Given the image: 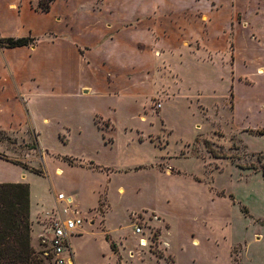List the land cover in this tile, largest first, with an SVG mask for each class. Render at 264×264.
Instances as JSON below:
<instances>
[{
    "label": "rangeland",
    "instance_id": "obj_1",
    "mask_svg": "<svg viewBox=\"0 0 264 264\" xmlns=\"http://www.w3.org/2000/svg\"><path fill=\"white\" fill-rule=\"evenodd\" d=\"M68 1L74 8L76 0ZM133 1L138 7L127 22L102 24L98 46L92 31L80 41L76 23L83 19L87 31L106 0H84L77 20L62 13L52 25L29 13L21 21L3 16L8 35L20 33L24 21L37 33L51 28L43 40L65 39L76 50L61 61L53 56L54 69L5 63L3 88L25 118L17 122L0 109V158L27 167L31 236L51 237L44 220L59 204L48 208L44 200L62 191L84 220L82 234L71 238L73 264H264V73L258 57L247 56L248 41L260 42L258 25L241 12L229 26L234 8L224 3L208 35V18L202 8L192 10L193 0H146L147 9ZM41 2L52 8L55 0H32V9L43 13ZM58 2L63 12L65 1ZM225 26L226 55L207 50V35L222 48L216 34ZM160 29L175 47L167 55L155 46ZM123 33L138 37L137 52L151 33L152 59L98 52ZM238 33L242 57L235 55ZM59 167L68 171L60 176ZM34 238L50 264L48 243Z\"/></svg>",
    "mask_w": 264,
    "mask_h": 264
},
{
    "label": "crops",
    "instance_id": "obj_2",
    "mask_svg": "<svg viewBox=\"0 0 264 264\" xmlns=\"http://www.w3.org/2000/svg\"><path fill=\"white\" fill-rule=\"evenodd\" d=\"M58 1L59 0H55L49 12L39 13L32 9L31 7L32 0H0V23L1 21H3L4 19L3 16L5 14L7 16H11L21 21L24 18V16L28 13L32 17L40 18L43 21L48 22L50 24H51V20L55 16H57L58 14H62V13L66 16L70 14V17L72 19L77 20V17L74 16V14L77 15L79 3H82V1L84 0H81V1L76 0L74 8H72L73 2L64 0L65 9L63 12H60L58 10L59 9ZM87 1H90V0H87ZM106 3L107 4L105 6L106 8L105 12L103 10V12H100L99 14H96V13L94 14L92 23H90V26H88L87 31H85L86 26L84 23L85 21L83 19L79 20L81 21V23L80 22L76 23L80 26L79 28L81 29V31H79L76 34L77 36H79V39L81 42L86 43V41H88V38L86 36L89 34L88 33L89 31H92L93 35L95 36V40L97 41L96 45L98 46V41L100 39L99 37L101 33H103L102 31L103 23L105 24L106 21H112V22L119 23V24L120 22L121 23L127 22L126 21L127 18H131V15H132L131 10L133 8L135 9L136 5L138 7V3L133 0H106ZM224 3H227V4L229 3L231 7L234 8V10H232V13L229 15V18H230L229 26L233 22V18H234L233 16H235V14L237 13L242 12L244 16L254 17L253 21L258 25L257 30L259 31L258 33L261 32L260 34L261 37L259 39L260 42L257 44H255L253 41L252 42L248 41V45L250 46L251 51H249L250 54L247 56L258 57L257 59L258 60V63H257L258 72L264 73V63L262 60H260V58H264V30L262 28V26H264V13H263L264 7L262 9L260 8V4L264 5V0H203L202 2H199L198 4L196 0H193L192 2L193 6L191 7L193 11L196 9L197 10L201 9V8L202 10L205 11L204 12L205 16L208 18V21L206 23L209 29L208 35L210 33L211 35L213 34L211 30V26L214 25L213 19L215 17V14L217 13L222 14V12H224V9H225ZM199 4H202V7L201 6L199 7L198 6ZM216 4L218 5L217 8L214 7ZM147 5L148 4L146 0H143L142 3H140V6H142V8L146 6L145 8L147 9L148 7ZM110 10H114V11L111 12ZM135 13H137V10L133 12L134 15ZM21 25L22 27L20 29H22V31L20 33L16 32L12 35H8L4 33L1 30V26H0V33H1L0 38L6 39V38H11V37H19V38L31 37L35 39V37H41V33L43 35L45 32L51 29V28H47L37 33L35 32V29H37L35 25H32V24L26 25L24 24V21L21 22ZM226 25L228 24L226 23ZM228 28L225 26V28L220 29V32L216 34L217 41L222 42L221 40H223L222 48H217L216 46L211 45V43L209 42V39L207 38L208 37L207 35L205 39L206 49L211 51L212 53L219 52L220 55H226L227 35L225 34V32H227ZM162 31L163 29H160L161 38L156 39L157 42L155 41V46L157 49L163 50L164 51L163 53L167 55L166 53H172L175 47L171 46L170 43H167V42H170L171 34L169 37L167 36L166 38H164ZM150 34L149 33L148 35L145 34L142 37V38H145V43L143 44L139 52L136 51L137 50V48H135L136 44L133 43L134 41L135 42L138 41V37L137 39L133 37H129L127 33L120 34L117 38L115 37L116 38L115 40L109 39L105 41V43H103V45H99L100 48H97V49H98V52H103L104 50L112 51V55L120 56L121 58H123L124 61L127 60L128 62L131 59H133L135 55H139L142 58L148 57L152 59L151 58L152 50L155 46H154V42L149 37ZM43 37L44 36L41 37V42L39 43V45L32 47V48H29V47H21V48H14V49L3 48L4 50H2L1 49L2 47L0 46V109L3 108L6 110H9L11 112L12 120L16 117L18 118L17 122L25 118V115H24L25 113L22 110L20 103H18L14 99L13 94L9 91V89L3 88V84L5 82L4 73L7 72L5 68V63L9 62L10 65L14 67L17 66L19 68H48V69L51 68V69H54L56 68V66L54 65V62L51 59L53 56L59 57V60L61 61L62 56L63 55L65 56V53H68V51L71 53V55H75V52H76L75 47L68 45V41H65V39L64 41L59 39L53 43V42H47L46 40H43ZM234 40H235V48H236L235 55L236 57H242L243 52H244L243 48L245 44L244 34L238 33L235 36ZM42 56H45L47 58L42 60ZM236 62L238 63L239 59L236 58ZM49 84L51 85V88H54V85L58 86L57 82L52 83L51 81L49 82ZM62 88H64L63 83H62ZM34 95L36 94L31 95L30 98L34 97ZM32 102L33 100L30 99L28 103V109L30 110V114H32L31 117L35 116V113L33 109L31 108ZM47 120L48 119H45V121ZM12 123L11 125H13ZM64 167L65 168L68 167L69 172L74 169L71 166H67L65 163H64ZM68 168L67 170H65L64 168L59 167L57 170L60 169L63 172L62 175L60 176H63L64 172L68 171ZM57 170H56V174H57ZM23 179L25 180L28 179V176L26 174V169L20 167L17 164L9 162L3 158H0V183H22ZM52 190H53V187H52ZM60 192L62 191H59V193ZM31 199H32V195H31ZM54 201H55V198L53 195H51L50 200L46 199L44 200V203L49 208L54 203ZM78 234H82V232L80 233L79 231ZM32 237L34 238L33 230H32ZM34 239H37V238H34ZM39 239L43 240L44 238H39Z\"/></svg>",
    "mask_w": 264,
    "mask_h": 264
},
{
    "label": "trees",
    "instance_id": "obj_3",
    "mask_svg": "<svg viewBox=\"0 0 264 264\" xmlns=\"http://www.w3.org/2000/svg\"><path fill=\"white\" fill-rule=\"evenodd\" d=\"M50 9L47 2L39 4L41 12L47 13ZM34 41L31 37H11L1 39L0 46L6 49L28 47ZM0 134L5 135L2 131ZM23 168L27 169L26 166ZM47 258L50 262V257ZM0 264H45L44 258L32 246L31 190L28 184L0 183Z\"/></svg>",
    "mask_w": 264,
    "mask_h": 264
},
{
    "label": "built area",
    "instance_id": "obj_4",
    "mask_svg": "<svg viewBox=\"0 0 264 264\" xmlns=\"http://www.w3.org/2000/svg\"><path fill=\"white\" fill-rule=\"evenodd\" d=\"M57 204L65 203V207L54 206L44 224L51 237L43 239L48 243V256L52 264H73V253L71 238L77 236L84 226V220L72 210V204L68 203V198L64 193L54 195ZM141 230H137L140 234Z\"/></svg>",
    "mask_w": 264,
    "mask_h": 264
},
{
    "label": "bare ground",
    "instance_id": "obj_5",
    "mask_svg": "<svg viewBox=\"0 0 264 264\" xmlns=\"http://www.w3.org/2000/svg\"><path fill=\"white\" fill-rule=\"evenodd\" d=\"M260 73H262V72H260ZM68 203L72 204L73 200L72 199H68ZM141 244H142V246H146V244H144V241H142ZM194 244L198 245V241H196Z\"/></svg>",
    "mask_w": 264,
    "mask_h": 264
}]
</instances>
